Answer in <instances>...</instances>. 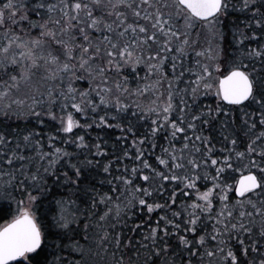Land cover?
<instances>
[{"label": "snow or ice", "instance_id": "snow-or-ice-1", "mask_svg": "<svg viewBox=\"0 0 264 264\" xmlns=\"http://www.w3.org/2000/svg\"><path fill=\"white\" fill-rule=\"evenodd\" d=\"M0 220V264H264V0H0Z\"/></svg>", "mask_w": 264, "mask_h": 264}, {"label": "trees", "instance_id": "trees-1", "mask_svg": "<svg viewBox=\"0 0 264 264\" xmlns=\"http://www.w3.org/2000/svg\"><path fill=\"white\" fill-rule=\"evenodd\" d=\"M130 80H131V78H130ZM129 86L135 88L136 87V82L135 81H131ZM132 99H135V97H133ZM150 100H151V97L146 95L145 97L140 98L139 102L141 104L147 105L148 103H150ZM92 135H93V137H95L96 133L93 132ZM161 143H165L166 144L167 142L166 141H161ZM217 147H219V145H217ZM234 177H235V180H239L241 178V173H239V172L235 173ZM5 222L6 221H4V220H0V224H3Z\"/></svg>", "mask_w": 264, "mask_h": 264}, {"label": "rangeland", "instance_id": "rangeland-1", "mask_svg": "<svg viewBox=\"0 0 264 264\" xmlns=\"http://www.w3.org/2000/svg\"><path fill=\"white\" fill-rule=\"evenodd\" d=\"M205 102L207 103V102H208V100H207V99H205Z\"/></svg>", "mask_w": 264, "mask_h": 264}]
</instances>
